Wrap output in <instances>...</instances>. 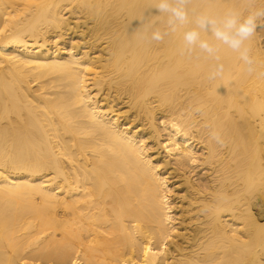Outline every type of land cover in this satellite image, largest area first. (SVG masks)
I'll use <instances>...</instances> for the list:
<instances>
[{"label": "bare ground", "instance_id": "obj_1", "mask_svg": "<svg viewBox=\"0 0 264 264\" xmlns=\"http://www.w3.org/2000/svg\"><path fill=\"white\" fill-rule=\"evenodd\" d=\"M158 2L0 0V264H264V19L197 24L264 0Z\"/></svg>", "mask_w": 264, "mask_h": 264}, {"label": "clouds", "instance_id": "obj_2", "mask_svg": "<svg viewBox=\"0 0 264 264\" xmlns=\"http://www.w3.org/2000/svg\"><path fill=\"white\" fill-rule=\"evenodd\" d=\"M186 0H159L156 4V9L159 13L167 14V25L171 31L175 32L178 26H182L187 21V12L185 11ZM264 19V9H258L248 15L246 18H241L238 13L229 12L223 20L218 24L216 20L201 17L197 24L200 29L211 31L215 40L221 44L227 45L234 52L239 53V58L246 64L251 65L252 60L249 56V48L245 45L255 33L258 26V21ZM151 39L160 41L163 35L157 29L152 32ZM184 40L189 46L198 45V47L213 56L217 61L219 57L216 56L218 47L210 44L207 40L200 39V33L195 29L186 31L184 33ZM249 71L252 69L249 68ZM223 71V65L217 64L214 75H218ZM213 139L217 143H221L218 134H213Z\"/></svg>", "mask_w": 264, "mask_h": 264}]
</instances>
